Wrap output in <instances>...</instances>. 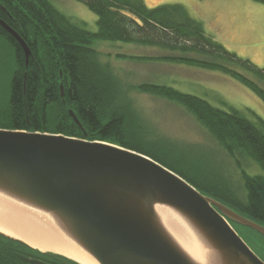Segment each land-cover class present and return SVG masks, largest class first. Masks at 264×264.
<instances>
[{
	"label": "trees",
	"instance_id": "obj_1",
	"mask_svg": "<svg viewBox=\"0 0 264 264\" xmlns=\"http://www.w3.org/2000/svg\"><path fill=\"white\" fill-rule=\"evenodd\" d=\"M76 1L96 15L95 33L73 23L49 0H0V17L4 9L10 15L9 27L31 52L25 66L18 42L0 30V40L4 38L10 46V62L4 59L0 64V69L9 65L10 70V77L0 82V128L107 142L140 153L179 175L204 195L264 226V176H250L242 171L246 195L239 197L234 182L206 178L198 165L177 158L168 149H156V143L148 140L144 143L145 131L128 97L131 88H126L110 67L97 60L91 44L96 39L119 41L178 53L180 57H153L151 60L221 72L248 88L263 103L264 90L238 71L222 65L221 61L228 59L241 64L263 84L264 70L204 36L201 23L191 18L179 4L149 9L142 0ZM191 54L199 58H188ZM135 88L181 105L237 164L236 155H244L264 172L262 119L256 117V122H251L232 107H227L226 112L198 96L166 85L142 84ZM70 111L79 125L70 117ZM231 225L257 236L260 259L264 261V237L248 228ZM0 241L10 243L15 260L46 256L60 264H75L57 255H43L1 235Z\"/></svg>",
	"mask_w": 264,
	"mask_h": 264
},
{
	"label": "water",
	"instance_id": "obj_2",
	"mask_svg": "<svg viewBox=\"0 0 264 264\" xmlns=\"http://www.w3.org/2000/svg\"><path fill=\"white\" fill-rule=\"evenodd\" d=\"M7 30L27 66L29 48ZM0 196L42 214L96 264H202L170 235L157 206L177 211L189 223L204 246L203 264H264L230 223L263 237L264 226L149 157L111 143L0 129Z\"/></svg>",
	"mask_w": 264,
	"mask_h": 264
},
{
	"label": "rangeland",
	"instance_id": "obj_3",
	"mask_svg": "<svg viewBox=\"0 0 264 264\" xmlns=\"http://www.w3.org/2000/svg\"><path fill=\"white\" fill-rule=\"evenodd\" d=\"M142 1L149 9L164 4L181 5L191 18L201 23L204 36L219 43L236 57L264 70V0ZM49 2L79 27L92 33L97 31L96 15L83 3L76 0ZM91 47L96 52L97 60L110 67L126 88H131L128 97L134 112L139 114V125L145 131L144 143L147 140L156 143V149H168L177 158L198 165L206 178L234 182L239 197L246 195L241 173L264 176L259 165L244 155H236L239 161L237 164L181 105L141 93L135 87L142 84L166 85L198 96L223 111L227 112V107H232L251 122H256V117L264 121V103L248 88L215 70L151 60L153 57L181 56L158 47L97 39ZM7 53L10 52L0 49V64L3 54ZM188 58L196 57L191 54ZM221 63L238 71L264 90V84L241 64L228 59ZM6 68L0 69V82L10 77L9 65ZM235 229L251 250L262 257L257 236L240 228Z\"/></svg>",
	"mask_w": 264,
	"mask_h": 264
},
{
	"label": "bare ground",
	"instance_id": "obj_4",
	"mask_svg": "<svg viewBox=\"0 0 264 264\" xmlns=\"http://www.w3.org/2000/svg\"><path fill=\"white\" fill-rule=\"evenodd\" d=\"M160 221L170 235L190 256L204 263L203 245L195 237L189 223L177 211L157 206ZM0 232L41 253L55 254L79 264H96L78 248L64 240L60 234L42 217L21 204L0 196Z\"/></svg>",
	"mask_w": 264,
	"mask_h": 264
},
{
	"label": "flooded vegetation",
	"instance_id": "obj_5",
	"mask_svg": "<svg viewBox=\"0 0 264 264\" xmlns=\"http://www.w3.org/2000/svg\"><path fill=\"white\" fill-rule=\"evenodd\" d=\"M0 8H2V6L0 5ZM3 14L0 17V30L3 31L5 34L9 35V32L7 30V28H9V22H10V15L6 14L5 10L3 9ZM4 25V26H3ZM1 50H3L4 52H10V46L7 42V40H5L3 38L2 43H1ZM6 58L10 57V53L5 54ZM6 60H9L10 62V58H7ZM44 255V253H42ZM46 255V253H45ZM24 259V258H23ZM23 259H18L15 260V258L13 257V252L10 251V243L9 242H5V241H0V264H36L32 262V259H27L23 260ZM33 260H37L41 263L44 264H60L55 262L54 260H49L46 256L45 257H41V258H37V259H33ZM64 264H70V263H64ZM77 264V263H75Z\"/></svg>",
	"mask_w": 264,
	"mask_h": 264
}]
</instances>
